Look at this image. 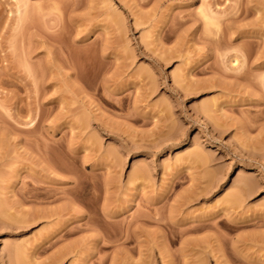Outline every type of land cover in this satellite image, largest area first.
Listing matches in <instances>:
<instances>
[{"label":"rangeland","instance_id":"obj_1","mask_svg":"<svg viewBox=\"0 0 264 264\" xmlns=\"http://www.w3.org/2000/svg\"><path fill=\"white\" fill-rule=\"evenodd\" d=\"M0 264H264V0H0Z\"/></svg>","mask_w":264,"mask_h":264},{"label":"bare ground","instance_id":"obj_2","mask_svg":"<svg viewBox=\"0 0 264 264\" xmlns=\"http://www.w3.org/2000/svg\"><path fill=\"white\" fill-rule=\"evenodd\" d=\"M68 233V232H67ZM65 237V236H64ZM77 249V246L74 245L72 247H68L66 249H63L62 251H60L54 258V261L60 262L64 257L68 256L69 254L73 253V251ZM55 263V262H54Z\"/></svg>","mask_w":264,"mask_h":264}]
</instances>
